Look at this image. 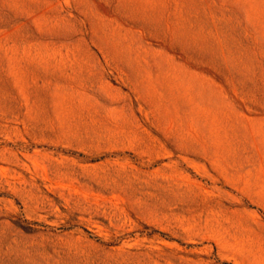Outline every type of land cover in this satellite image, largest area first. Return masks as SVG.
Masks as SVG:
<instances>
[{"label": "rangeland", "instance_id": "obj_1", "mask_svg": "<svg viewBox=\"0 0 264 264\" xmlns=\"http://www.w3.org/2000/svg\"><path fill=\"white\" fill-rule=\"evenodd\" d=\"M0 264H264V0H0Z\"/></svg>", "mask_w": 264, "mask_h": 264}]
</instances>
